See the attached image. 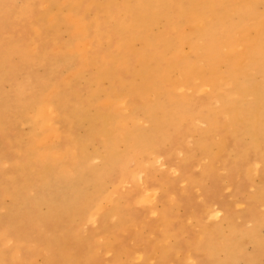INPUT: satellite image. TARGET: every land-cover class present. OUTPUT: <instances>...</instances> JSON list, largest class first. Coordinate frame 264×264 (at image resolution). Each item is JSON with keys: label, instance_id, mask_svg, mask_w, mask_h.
I'll return each instance as SVG.
<instances>
[{"label": "rangeland", "instance_id": "obj_1", "mask_svg": "<svg viewBox=\"0 0 264 264\" xmlns=\"http://www.w3.org/2000/svg\"><path fill=\"white\" fill-rule=\"evenodd\" d=\"M79 1L80 2L77 3V11H79L80 13H82L83 11L82 14H85L84 16L87 21L90 22L91 20H94L95 15L93 14H96V8L94 9L93 7H95L94 5L97 6V4L93 2L94 0H91L92 4L90 3V0ZM1 2L2 8H0L2 10L0 9V17L2 16L3 19L6 18L5 21L1 19L2 17L0 18V21L2 22H0V56L4 54V56L1 57L0 63V119H2L1 117L5 115L0 122L1 264H45V262L46 264H264V142L262 143L261 149L259 151H256L255 148H250L247 146L248 142L250 141V136L243 137L238 135V137L232 136L230 134V136L225 135L227 138L229 137L230 140H228L229 142L227 141V146L225 148L217 146V143L214 144L212 142L213 144L210 145L211 152L206 151V148L202 145H204L203 143H206L205 139H208L212 136V133L210 134L211 136L206 134L210 132V123L208 121V118H205L206 120L204 119V116L208 117L207 115L201 117V115L205 113H197V111H203L200 106H198L199 100L201 103L204 99L210 96V92L212 90L211 87H207L205 90L197 92L194 89H187L185 91L187 95L189 94V96L191 95L192 97L191 99L193 106H191V112L194 113L196 111L193 114V121L188 122L190 123L189 126L186 121L184 123H181L180 126L178 125L175 128L171 127L170 129H168L166 135L155 133V137V135L152 134L153 139L151 137L148 143L149 149L145 150L143 153L138 154L133 159H129L128 162L126 161V163H122V161L118 159H115L111 162H106L104 160V155L106 154V152H103L104 150L106 151L103 136L98 131L90 129V123L88 120L71 119L67 114L75 110L74 105L76 101L72 96H78L79 100H81V98L86 99L90 94V89L91 91L95 90L98 84H100L99 86L102 87L101 89H108L109 87H111L112 83H108V79L106 81L108 85L106 82H104V80L106 79H103L102 81L95 80L97 74L99 73L98 70H100V62L98 64L94 58L100 59V57L103 56V53H105L104 51L106 50V48L108 50L109 48L110 50L114 49L113 42L106 38L99 42L95 40L97 29L93 27V30H91L92 34H90L93 43L91 45L93 46H89L88 48L89 56L84 57L83 55L81 56L79 54L72 53L70 51V43L72 37L70 35L71 32L69 30V27L65 25V23H58L57 25L50 27L45 17L44 13H46V11L50 7H52V10H55L53 0H38V3L37 0H6V2L5 0H1ZM79 3L83 4L79 5ZM82 5H84L83 7H85L86 10L85 8H81ZM10 6L13 9L10 8ZM78 7L79 9H81L79 10ZM262 8L263 6L261 5L259 7V10L261 11ZM40 9L43 13L41 11L40 13L37 12ZM28 11L29 13H27ZM28 21L30 22V24L26 23ZM41 25L43 26L42 28L40 27ZM36 26H39L38 28L40 30H38ZM49 27L50 29H48ZM60 27L63 28L60 30ZM159 27L162 30V27H164V23H160L156 28ZM42 31L45 32L43 33ZM60 31L62 33H60ZM158 31H160V29ZM47 42H51V44H48ZM104 43H106V46H104ZM136 43V47H139L138 45L141 44L140 41H137ZM94 45L96 47H94ZM102 45L103 47H101ZM62 49H64V53L62 52ZM98 51L101 54H98ZM189 51V49L185 50L187 54L189 53ZM58 54L60 55L57 56ZM226 54H230V52ZM64 56L68 57L67 59H65V61H68L66 63L64 62V58H66ZM70 56H72L73 59ZM89 57L91 59H89ZM69 59H71V61ZM42 60L44 62L43 64ZM44 60L47 62V64ZM87 60H89V62ZM34 61H37L38 63H34ZM61 63H63L64 65ZM57 64L59 65L58 69ZM83 67L85 69H83ZM70 68L72 69L70 70ZM93 72H95V74ZM79 73L81 74L80 76ZM87 73L88 75H90L91 79L89 77H86ZM252 74L256 75V71H252ZM91 75L93 76L91 77ZM76 77L79 79H77ZM126 77H129V75L126 74ZM72 78L75 79V81ZM66 79H68L69 81ZM87 82L90 83L87 84ZM96 82L97 84H95ZM51 84H56L59 86V89L57 88L56 90V101L59 107L56 114L54 115V118L56 121L55 129L56 131L60 130L61 134L59 133V136L56 138V144L59 142V144H57V147L62 148V153H69V158H76L75 160H78L77 167H79V171H81V175H77L78 177L70 175L66 178H63L64 176L61 174V172H58L61 169L59 165H57V167L55 168H49L48 163L45 165L44 163L42 164L41 159L39 158L40 156L38 157L37 150L33 144L34 139L32 132L38 125L39 121H41V118L35 114L36 112L33 108L34 101L37 97L42 96L43 91L41 90H45ZM92 84L93 86H91ZM65 85L68 86L66 87ZM72 87H74L75 89ZM63 88L65 89L63 90ZM70 90L72 91L71 93L69 92ZM68 92L70 94L69 96H67ZM220 92L223 93L222 96H224L222 97V99L220 98L221 100H210L212 102L213 108L216 110L220 109L224 102L225 104H231L234 100H236L234 96L228 93V88L224 87L222 88V90H220ZM197 95L199 96L198 99L195 98V96L197 97ZM71 97L73 100L70 99L68 101L67 99ZM128 100H130V103L125 107L127 113H134L138 117V125L143 127L144 130L150 131L151 123L146 121L140 106L141 104H138L139 102L131 96L128 98ZM99 101L101 100H98L97 102L95 101V103L93 104H85L82 109H85L87 111L90 110L88 111V113L90 112L89 114L93 115L102 106H106L105 101L101 102L100 104L98 103ZM197 115L200 117H198ZM221 118L223 125L227 126L226 123L228 120L226 116L223 115ZM73 121L76 123H73ZM143 121H145L146 124ZM182 125H187V128L183 127ZM245 125L249 127L247 123H245ZM192 126H194L195 128H192ZM198 129H201L202 132ZM6 130L8 131L6 132ZM229 130H232V128L229 127ZM194 132H196V134ZM222 135L223 134L221 132L220 134L216 133L213 136L215 139H219V137H222ZM8 136L10 138H8ZM174 136L176 137L173 139ZM241 137H243V139H240ZM237 139H239L238 141L240 143L237 141ZM158 140H160V142ZM172 140L174 141L173 144L171 143ZM178 141H181V144L177 143ZM232 141L234 142L233 144ZM235 141H237L238 143ZM241 141L244 145L241 143ZM262 141H264V133L262 135ZM161 142H163V144ZM175 142L177 146L179 145L178 147L176 145V147L174 146ZM164 144L166 145V147ZM74 145H76V147L78 148H76L78 152L75 150ZM122 148H124L123 145H121V149ZM229 148L231 149L230 153L228 150ZM99 149H102V151H100ZM153 149H155V151ZM199 149H201V151ZM244 149L250 150L252 152L247 155ZM251 149H253L254 151ZM98 150L99 153L97 152ZM161 150L163 151L161 152ZM87 152L89 153V155ZM169 152L171 154H169ZM94 153H96V155ZM218 153H220V155L222 154L224 157L221 155V158L223 157L221 159ZM253 153L255 154L252 155ZM36 155L37 157H35ZM208 155L211 157H209ZM82 156L84 157V159L82 158ZM204 156L207 158H204ZM225 156L228 160L225 159ZM260 156L262 157V159H260ZM7 157H9V159ZM208 157L213 160L210 161ZM37 159H39V161ZM71 159L68 163H72ZM103 160L106 164L103 163ZM217 160H219L223 165H218L219 161ZM222 160H224L225 162ZM260 160L262 161L260 162ZM138 161L142 163H139ZM255 161H259L258 164H260V167H256L259 165ZM119 162L120 165L118 168ZM135 162L137 164H135ZM248 162L252 163L253 165L249 164ZM262 162L263 165H261ZM115 163L117 164L115 165ZM89 164L91 165V167ZM29 165H32V167H30ZM129 165L131 166L132 170H130ZM95 166H97L98 168ZM192 166H194L193 169ZM39 167L41 169H38ZM59 167L60 169H58ZM103 167H105L107 171H104ZM114 167H116L115 170H119H117V172L114 171ZM146 167L149 172L146 170ZM254 167L256 170L258 168V170L256 171ZM226 168L228 170L225 171ZM240 168L242 173L244 174H238ZM242 168L245 172L242 170ZM86 169H88V171ZM183 169H185L186 171H183ZM143 171L144 173H142ZM101 172L103 174H101ZM107 172L109 173V176L106 175ZM118 172L120 174H118ZM95 173L96 175H98L95 176ZM216 173L218 174V176ZM232 173L233 175H235L236 173V175L232 176ZM4 174L6 177L2 176ZM88 174L91 180H89L90 178ZM138 174L142 175H139L141 176V181ZM211 174L212 177L215 175L212 179ZM91 175L93 176V179ZM225 175H229V177L227 176L226 178ZM238 175L240 177V180L237 177ZM241 175L245 176L248 180ZM125 176L127 177L124 180ZM205 176L208 178L207 180H204V178H206ZM224 176L226 179H224ZM4 177L6 180H2L4 179ZM99 178L101 179V181ZM230 178H232L233 181ZM131 180L133 182H131ZM149 180L151 181L149 182ZM97 181L100 182L98 183ZM104 181L107 182L108 185ZM137 182L138 184H140L139 187L136 186ZM235 182H237V184ZM80 183H82V185ZM109 183L111 186L109 185ZM124 183H126V185ZM142 183L144 184V186L141 185ZM145 184H147V186ZM239 184L244 187L241 188ZM86 185L88 186L86 187ZM215 185L217 188L215 187ZM40 187L41 189L39 190ZM135 187L138 188H136L135 190ZM206 187L209 189H205ZM218 188L219 190L217 191ZM137 192L139 193V195ZM215 192L218 195H215ZM66 194L68 195L66 196ZM36 196L40 197L42 202L41 200H38L39 198H36ZM23 198L25 199V201ZM204 198L205 200L208 198V200L203 201ZM133 200L136 204L133 202ZM195 200L197 203H195ZM36 201L40 202V204ZM56 201L59 203H57ZM24 202L26 203L24 204ZM53 202H56V204H53ZM204 202H207V205H205ZM106 203L108 206L106 205ZM211 203H213V205H211ZM42 205H45V207ZM58 205L59 209L57 208ZM105 205L107 208L102 207ZM204 205L205 212L207 210L206 213L203 212L204 209L202 208V206ZM210 206L212 207L210 208ZM231 206L234 210L233 212H231ZM48 207H50V209ZM101 207L106 209H102ZM45 208H48L49 211L48 209L46 210L47 212L44 211ZM99 208L102 209V211ZM39 210L40 212H37ZM227 210L229 214L227 213ZM109 211H111V213ZM97 212H99V214H97ZM37 213L40 215H38ZM200 213L201 215H198ZM73 214H75V216ZM68 215H71V217L69 218ZM205 215H207L208 217H205ZM46 216L48 217V219H46ZM198 216L202 217L199 218ZM22 217L26 224L23 221ZM24 217H26V219ZM239 217H241L242 220ZM203 218L205 221L202 220ZM21 221L23 223L19 224L18 222ZM37 221H39V223H37ZM41 221L42 223H45L46 226L44 224H41ZM129 222H131V224ZM210 222H212V224ZM39 224H41L42 226L44 225L43 227L46 228H44L46 231L48 230V232L50 231V233L53 232L52 234L54 236L49 235L50 233L46 232ZM28 225L32 229H30ZM212 227L215 228L213 229ZM123 228L126 230H124ZM228 233L230 234V236ZM9 234L14 236L15 239L12 240L13 237ZM170 236L173 238H171ZM222 237L224 241L221 240ZM18 238L19 240H21V238L23 239L21 241V244L19 243ZM55 238H57V240ZM11 240L13 242H16L12 243ZM49 240L51 241V243ZM35 242L36 245L38 244L36 248ZM173 242L174 244H172ZM27 244L28 246H26ZM153 244H155L156 246ZM45 245L46 247L51 248V250L45 248V251L50 250L48 252L46 251L48 255L44 251ZM152 245L154 249L152 248ZM27 247L31 249V251ZM21 251L23 254L21 253ZM37 251H39V253ZM9 252L10 257L7 254ZM50 252L52 253L50 254ZM41 259L43 261L47 259L48 261L45 260L43 262ZM120 259H123V261ZM25 260L29 262L27 263Z\"/></svg>", "mask_w": 264, "mask_h": 264}, {"label": "bare ground", "instance_id": "obj_2", "mask_svg": "<svg viewBox=\"0 0 264 264\" xmlns=\"http://www.w3.org/2000/svg\"><path fill=\"white\" fill-rule=\"evenodd\" d=\"M5 2H6V0H5ZM78 2H80V1L79 0H53L55 10H52V7H50L48 10L46 9L47 11L44 14H45V17H46L50 27L57 25L58 23L59 24L65 23V25H67L69 27V30L71 32V34L70 33L69 34L72 37L71 43H70V51L72 53L79 54L81 56L83 55L84 57L89 56L88 48H89V46H93V45H91L93 43H92V40L90 37L91 36L90 34H92L91 30H93L92 29L93 27L97 29V34H95V40H97L99 42V41H102L103 39L106 38V39H109L110 41L113 42L114 49L110 50V48H109V50H108L106 48V50H108V51L105 50L104 51L105 53L102 52L103 56H101L100 59L94 58L98 64L100 62V64H99L100 70H98L99 71L98 74L96 72L97 76H96L95 80L102 81L103 79H106V80H104V82H106L108 79L109 81H107V82L112 83V85L110 84L111 87H109L108 89H105V88L101 89L102 87H100L99 86L100 84H98V86L96 87L95 90L91 91V89H90L91 92L87 89L88 88L87 87L86 89L89 91L90 94L86 99L81 98V100H79L78 96H72L75 98V101H76L75 105H74L75 110L72 112H69L67 114L68 117L71 119L88 120L90 123V129L94 130V131H98L103 136L104 142H105V147H106V151L104 150L103 152H106V154L104 155V160L106 162H111V161H114L115 159L116 160L118 159V160H121L122 163H126V161L128 162L129 159H133L138 154L143 153L145 150L149 149L148 143H149L151 137L153 135H155V133L166 135L167 130L170 129L171 127L175 128L178 125L180 126L181 123H184L186 121H187V123L189 121H193V119H194L193 114L196 111L194 113L191 112V110H192L191 106H193L192 105V99H191L192 97H191V95L189 96V94L187 95L185 91L187 89H191V90L194 89L197 92V91L205 90L207 87H211V89H212L210 92V96L207 97L206 99H204L201 103L199 100L198 106H200V108L203 111H201V110L197 111V113L198 112H200V113L202 112V114L205 113V114L201 115V117L204 115H207L208 117L204 116V119L208 118V121L210 123V126H209L210 132L206 133V132H208V131H206L205 133L208 134L209 136H211V135L212 136L209 137L208 139H205L206 143H203L204 145H202L206 148V151L211 152L210 145L213 143L214 144L217 143V146L225 148L227 146V141L229 140V137L227 138L225 135L230 136V134L232 136H238V135L243 136V137L244 136H250V141L248 142L247 146L250 148L251 147L255 148L256 151H259L261 149L262 143L264 142V141H262V135L264 133V0H94L93 2L97 4V6L94 5L95 7H93L94 9L96 8V10H95L96 14H93V15H95V17H94V20L90 21L91 23L85 19V16H84L85 14L84 15L82 14L83 11H82V13L77 11V3ZM37 3H38V0H37ZM90 3H91V0H90ZM81 4H83V3H81ZM81 4L79 3V5H81ZM261 5L263 6V8L260 11L259 7ZM83 6L84 5H82L81 8H85ZM0 7L2 8L1 0H0ZM10 8H12V7L10 6ZM14 9H16V8H14ZM22 9H24V8H22ZM78 9H79V7H78ZM85 10H86V8H85ZM93 10H92V12H93ZM40 11H41V9L37 12L40 13ZM3 13H2V15H3ZM27 13H29V11ZM42 13H41V15H42ZM21 14H23V13H21ZM89 16H91V15H89ZM1 19L5 21L6 18L3 19V17H2ZM31 20H32V18H31ZM34 20H35V17H34ZM26 23L30 24L29 21ZM26 23H24V24H26ZM160 23H164V27H162L163 28L162 30L160 27L156 28ZM26 25H28V24H26ZM40 27L42 28L43 26L41 25ZM50 27L48 29H50ZM62 28L60 27V30ZM156 29H157V31H156ZM159 29H160V31H158ZM38 30H40V29L38 28ZM44 30H45V27H44ZM60 33H62V32L60 31ZM94 33H96V32H94ZM47 34H49V33H47ZM36 37H37V35H36ZM57 38H59V37H57ZM47 39H49V38H47ZM56 40H58V39H56ZM61 40H62V38H61ZM110 41H108V42H110ZM137 41L141 42V44L138 45L139 47H136ZM47 43L51 44V42H47ZM104 44H105L104 46H106V43H104ZM107 45H108V43H107ZM113 45H112V47H113ZM45 46H47V45H45ZM94 47H96V46L94 45ZM101 47H103V45ZM64 49H62V52ZM100 49H102V48H100ZM186 49L190 50L188 54L185 52ZM228 52H230V54H226ZM60 54H62V53H60ZM60 54H58L57 56H59ZM75 54H73V55H75ZM98 54H101V53L98 51ZM53 55H55V54H53ZM2 56H4V54ZM2 56H0V63H1V57ZM45 57H47V56H45ZM64 57H66V56H64ZM70 57L73 59L72 56H70ZM67 58L68 57L64 58L65 63L68 62L67 60L65 61V59H67ZM79 58H80V56H79ZM89 59H91V58L89 57ZM69 60L71 61V59H69ZM87 61L89 62V60H87ZM36 62L37 61H34V63H36ZM43 63L44 62L42 60V64ZM46 64H47V62H46ZM61 64H63V63H61ZM86 65H87V63H86ZM58 66L59 65L57 64V69H58ZM83 66H84V64H83ZM72 68H70V70ZM83 69H85V68L83 67ZM252 71H256V75L252 74ZM51 72H53V71H51ZM93 73L95 74V72H93ZM126 74H128L129 77H126ZM80 75L81 74L79 73V76ZM50 76H52V75H50ZM92 76L93 75H91V77ZM86 77L90 78V75H88V73H87ZM77 79H79V78H77ZM93 79H94V77H93ZM66 80H68V79H66ZM73 80L75 81V79H73ZM75 83H77V82H75ZM89 83L87 82V84H89ZM108 83H107V85H108ZM95 84H97V82ZM68 85H65V86L67 87ZM91 86H93V84ZM58 87L59 86L56 84H51L45 90H41V91H43L42 96L37 97L36 100L34 101L33 108L36 112L35 114L41 118V121H39L38 125L34 128V131L32 132L33 139H34L33 144L37 150L38 157L40 156L39 158L41 159L42 164L44 163V165H45L48 163L49 168L50 167L55 168V167H57V165H59L61 167V169L59 167L58 169H60V171H58V170L57 171L59 173L61 172V174L64 176L63 178H66L70 175H74V176L78 177L79 175H81V171H79V167H77L78 160H75L76 158H73V159L69 158L70 157L69 153H66V154L62 153V151H61L62 148L57 147V144H59V142L56 144V138L59 136V133H60V130L56 131V129H55L56 121L54 118L55 117L54 115L56 114L58 107H59L57 104V101H56V90ZM224 87L228 88V93H230V95L234 96L236 98V100H234L231 104H227V103L225 104V102L223 101L224 104L222 105V107L220 109L216 110L213 108L212 102L210 100L211 99L221 100L222 97H224V96H222L223 93H221L220 90H222V88H224ZM72 88H74V87H72ZM64 89L65 88H63V90ZM66 90H68V89H66ZM69 92L71 93L72 91L70 90ZM69 92H68L67 96L70 95ZM85 94H87V93H85ZM101 95H102V97H101ZM130 96L132 98H135L139 102L138 104H141L140 106H141V109H142V112L144 114L146 121L151 123V130L150 131H146L143 129V127L138 125V123H137L138 117L134 113H127V110L125 107H126V105L128 106V104L130 103V100H128V98ZM72 97L68 98L67 100L68 101L70 99L73 100ZM198 97H199L198 95H197V97L195 96V98H197V99H198ZM98 100H101L98 102L99 104L101 102L105 101L106 106H102L100 109H98L96 111L95 114L91 115V114H89L90 112L88 113V111H90V110L87 111L85 109L84 110L82 109V107L85 104H93V103H95V101L97 102ZM193 100H195V99H193ZM208 101H209V103H208ZM193 102H195V101H193ZM61 105H62V103H61ZM199 109H197V110H199ZM71 110H73V109H71ZM128 110H129V108H128ZM193 111H194V109H193ZM223 115L226 116V118L228 120L226 123L227 126H224L222 123L221 117ZM3 116H5V115H3ZM3 116L1 117L2 119H3ZM198 117H200V116H198ZM2 119H0V122ZM200 119H199V121H200ZM143 122H145V121H143ZM61 123H63V122H61ZM73 123H76V122L73 121ZM245 123H247L249 125V127H247L245 125ZM145 124H146V122H145ZM189 124L190 123H188V126H189ZM183 127L187 128V125L183 126ZM193 127L194 126H192V128ZM229 127L232 128V130H229ZM186 128H183V129H186ZM7 131L8 130H6V132ZM192 131H193V129H192ZM219 131H221L223 135H222V137L220 136L219 139H215L213 135H215L216 133L220 134L221 132H219ZM201 132H202V130H201ZM194 133L196 134V132H194ZM32 134H31V137H32ZM202 134H204V133H202ZM190 136H191V132H190ZM198 136H199V134H198ZM155 137H156V135H155ZM175 137L176 136H174L173 139ZM243 137H241L240 139H243ZM8 138H10V137L8 136ZM152 139H153V137H152ZM182 139H184V138H182ZM205 140H203V141H205ZM238 140L239 139H237V141ZM4 141H5V139H4ZM158 141L160 142V140H158ZM181 141H178L177 143L181 144ZM237 141H235V142H237ZM173 142L174 141L172 140L171 143L173 144ZM245 142H246V139H245ZM161 143L163 144V142H161ZM161 143H159V144H161ZM182 143H183V141H182ZM194 143H195V141H194ZM233 143L234 142L232 141V144ZM241 143H242V141H241ZM121 145H123L124 148L121 149ZM175 145H176V142H175L174 146ZM74 146H75V150H76L77 147H76V145H74ZM165 147H166V145H165ZM180 147H181V145H180ZM263 147H264V144H263ZM169 148H168V151H169ZM239 148H241V147H239ZM155 149H153V150L155 151ZM160 149H161V147H160ZM186 149H187V147H186ZM99 150L97 151L98 153H99ZM159 150H157V151H159ZM199 150L201 151V149H199ZM228 150L230 153L231 149L229 148ZM251 150H253V149H251ZM100 151H102V149ZM162 151L163 150H161V152ZM164 151H166V150H164ZM244 151L247 155H249L250 152H252L250 150H245V149H244ZM96 153H94V154L96 155ZM194 153H196V152H194ZM260 153H261V151H260ZM169 154H171V153L169 152ZM208 154H210V153H208ZM218 154L220 155V153H218ZM254 154L255 153H253L252 155H254ZM258 154H259V152H258ZM88 155H89V153H88ZM91 155H92V153H91ZM159 155H160V153H159ZM174 155H175V152H174ZM174 155H172V156H174ZM221 155H220V158H221ZM224 155H225V153H224ZM99 156H100V154H99ZM35 157H37V155ZM209 157H211V156H209ZM228 157H230V156H228ZM7 158L9 159V157H7ZM82 158L84 159L83 156H82ZM169 158H170V156H169ZM204 158H207V157L204 156ZM2 159H4V158H2ZM70 159H71L72 163H68ZM225 159H227L226 156H225ZM260 159H262V157ZM37 160L39 161V159H37ZM104 160H103V163H105ZM139 160H140V158H139ZM209 160L211 161L213 159L209 158ZM224 160H222V161H224ZM217 161H219V160H217ZM217 161H215V162H217ZM261 161L262 160H260V162ZM219 162H218V165H220V166L223 165V164H221V162L219 164ZM252 162H253V158H252ZM255 162L258 164L259 161L258 162L255 161ZM255 162H254V164H255ZM117 163H115V165ZM139 163H142V162H139ZM193 163H194V161H193ZM135 164H137V163L135 162ZM249 164H252V163H249ZM119 165H120V162L118 164V168H119ZM146 165H147V162H146ZM246 165H247V162H246ZM258 165L259 166H256V167H260V164H258ZM261 165H263V162ZM29 166L32 167V165H29ZM180 166H181V164H180ZM194 166H195V164H194ZM194 166H192V169L194 168ZM90 167H91V165H90ZM95 167H97V166H95ZM132 167H134V166H132ZM83 168H85V167H83ZM103 168H104V171H107L105 169V167H103ZM115 168L116 167H114V171L117 172V170H119V169L115 170ZM227 168L225 169V171L228 170ZM232 168H233V166H232ZM38 169H41V168L39 167ZM254 169H255V167H254ZM86 170L88 171V169H86ZM101 170H103V169H101ZM130 170H132L131 166H130ZM146 170H147V167H146ZM184 170L185 169H183V171ZM186 170H187V167H186ZM239 170L241 171V168ZM242 170H243V168H242ZM257 170H258V168H257ZM147 171L149 172V170H147ZM240 171L238 172L239 175H240V173H242V171L241 172ZM3 173H7V172H3ZM142 173H144V171ZM101 174H103V173L101 172ZM108 174L109 173L107 172L106 175H108ZM118 174H120V173L118 172ZM223 174H225V173H223ZM242 174H244V173H242ZM97 175L95 173V176H97ZM136 175H137V172H136ZM139 175H141V174H138V176ZM229 175H225L226 178H227V176L229 177ZM235 175H236V173H235ZM235 175H233V173H232V176H235ZM239 175L237 177L240 180ZM2 176H5V174ZM88 176H89V174H88ZM141 176H139L140 181H141ZM183 176H185V175H183ZM217 176H218V174H217ZM225 176H224V179H226ZM241 176H243V175H241ZM5 177L2 180H6ZM126 177L127 176L124 177V180ZM213 177L211 174V179ZM243 177L245 179H247L245 176H243ZM89 178H90V176H89ZM183 178H181V179H183ZM92 179H93V176H92ZM205 179L207 180L208 178L206 177V178H204V180ZM230 179L232 180V178H230ZM89 180H91V178ZM151 180H149V182ZM9 181H10V179H9ZM100 181H101V179H100ZM7 182H8V180H7ZM131 182H133V181L131 180ZM237 182H235V183L237 184ZM57 183H60V182H57ZM75 183H77V182H75ZM105 183L107 184V182H105ZM221 183H222V181H221ZM80 184L82 185V183H80ZM124 184L126 185V183H124ZM109 185H110V183H109ZM139 185L140 184H138V182H137L136 186L139 187ZM141 185L144 186L143 183ZM145 185L147 186V184H145ZM148 185H149V183H148ZM87 186L88 185H86V187ZM217 186H219V185H217ZM240 186H241V188L244 187L242 185H240ZM138 187H135V190ZM215 187H216V185H215ZM40 189H41V187L39 188V190ZM205 189H209V188L206 187ZM218 190H219V188L217 189V191ZM208 191H210V190H208ZM33 193H34V191H33ZM40 194H41V192H40ZM207 194H206V196H207ZM67 195L68 194H66V196ZM138 195H139V193H138ZM167 195H169V194H167ZM215 195H218V194L216 193ZM33 197H32V200H33ZM36 198H39L38 200H41L40 197L36 196ZM43 198H44V196H43ZM27 199H29V198H27ZM134 199H135V196H134ZM161 200H163V199H161ZM206 200H208V198ZM206 200L204 198L203 201H206ZM24 201H25V199H24ZM36 202H38V201H36ZM41 202H42V200H41ZM56 202L55 203L53 202V204H56ZM133 202H134V200H133ZM25 203L26 202H24V204ZM38 203L40 204V202H38ZM57 203H59V202H57ZM61 203H60V205H61ZM195 203H197L196 200H195ZM127 204H128V202H127ZM257 204H259V203H257ZM79 205H80V203H79ZM106 205H107V203H106ZM106 205L102 206V207H106ZM190 205H192V204H190ZM205 205H207V202L205 203ZM205 205L202 206V208L204 209L203 212H205ZM211 205H213V203H211ZM42 206L45 207V205H42ZM77 207H78V205H77ZM77 207H75V208H77ZM211 207L212 206H210V208ZM48 208L50 209V207H48ZM57 208L59 209V205ZM106 208H102V209H106ZM197 208H199V207H197ZM208 208H209V204H208ZM231 208H232V206H231ZM47 209L45 208L44 211H46ZM49 209H48V211H49ZM102 209H100V210L102 211ZM40 210L37 212H40ZM228 210H227V213H228ZM233 211L234 210L232 208L231 212H233ZM99 212H97V214H99ZM109 212L111 213V211H109ZM206 212H207V210H206ZM195 213H198V212H195ZM195 213H193V214H195ZM95 214H96V212H95ZM214 214H215V210H214ZM38 215H40V214H38ZM73 215L75 216V214H73ZM198 215H201V213ZM20 216H22V215H20ZM206 216L207 215H205V217ZM70 217H71V215L69 216V218ZM200 217H202V216H200ZM254 217H255V215H254ZM24 218L26 219V217H24ZM239 218L241 219V217H239ZM22 219H23V217H22ZM46 219H48V217ZM202 220H204V218ZM23 221H24V219H23ZM200 222H201V220H200ZM18 223L22 224L23 222L21 221ZM37 223H39V221H37ZM129 223L131 224V222H129ZM210 223L212 224V222H210ZM25 224H26V222H25ZM41 224L45 225V223H42V221H41ZM41 224H39V225L44 229L45 228V227H43L44 225L42 226ZM198 226H200V225H198ZM28 227L30 228L29 225H28ZM80 227H82V226H80ZM160 228H162V227H160ZM167 228H170V227H167ZM212 228L214 229L215 227H212ZM237 228H239V227H237ZM30 229H32V228H30ZM44 230H43V232H44ZM124 230H126V229H124ZM67 231H69V230H67ZM77 231H78V229H77ZM46 232H48V230ZM27 233H28V231H27ZM41 233H42V231H41ZM48 233H50V231ZM52 233H50L49 235H53ZM77 233H79V232H77ZM140 233H141V231H140ZM177 233H178V231H177ZM9 235H11V234H9ZM201 235H202V233H201ZM229 236H230V234H229ZM12 237H13L12 240H14L15 237L14 236H12ZM171 238H173V237H171ZM171 238H169V239H171ZM55 239L57 240V238H55ZM18 240H19V238H18ZM22 240H23L22 238H21V240H19L20 244H21ZM53 240H54V238H53ZM94 240H95V238H94ZM96 240H97V238H96ZM221 240L224 241L223 237L221 238ZM55 241H54V243H55ZM165 241H167V240H165ZM14 242H16V241H14ZM14 242L12 241V243H14ZM25 242H26V240H25ZM150 242H151V240H150ZM247 242H250V241H247ZM50 243H51V241H50ZM172 244H174V242ZM35 245H36V242H35ZM153 245H155V244H153ZM153 245H152V248L154 249ZM13 246H11V247H13ZM16 246H15V248H16ZM26 246H28V244ZM37 246H38V244L35 246V248ZM106 246H107V244H106ZM45 248H48V247H46V245H45L44 251H45ZM99 248H100V246H99ZM48 249L51 250L50 247ZM18 250H19V248H18ZM29 250L31 251V249H29ZM50 250H48V251H50ZM11 251H13V250H11ZM37 252L39 253V251H37ZM42 252H43V250H42ZM14 253H15V251H14ZM21 253H22V251H21ZM51 253L52 252H50V254ZM7 254L9 255L10 252ZM93 254H94V252H93ZM157 254H158V252H157ZM47 255H48V253H47ZM53 255H55V254H53ZM9 257H10V255H9ZM11 257H12V255H11ZM13 257H14V255H13ZM22 257H21V259H22ZM92 257H95V256H92ZM27 259H29V258H27ZM47 259H45V260H47ZM120 260L123 261V259H120ZM166 260H167V257H166ZM25 261L27 262V260H25ZM10 262H11V260H10ZM41 264H43V263H41ZM45 264H46V262H45Z\"/></svg>", "mask_w": 264, "mask_h": 264}]
</instances>
